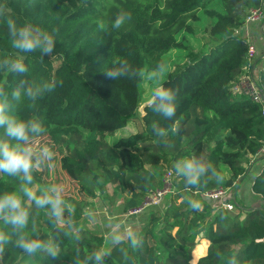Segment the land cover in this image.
I'll use <instances>...</instances> for the list:
<instances>
[{
    "label": "trees",
    "instance_id": "obj_1",
    "mask_svg": "<svg viewBox=\"0 0 264 264\" xmlns=\"http://www.w3.org/2000/svg\"><path fill=\"white\" fill-rule=\"evenodd\" d=\"M263 1L0 0V102L7 103L8 115L41 125L44 131L30 133V140L50 134L52 145L70 147L60 158V168L82 196H61L64 210L58 222L50 206L38 207L24 196L21 177L0 172V196L16 193L29 214L23 229L0 215V232L7 237L0 264H97L94 254L101 249L105 254L100 264H190L199 234L207 248L195 264H264V207L243 212L240 220L242 211L213 212L195 194L231 188L263 144L259 107L229 90L247 61L246 39L234 32L238 17L244 9H262ZM217 3L222 11L211 7ZM121 12L130 18L114 28ZM199 14L211 21L207 33L218 42L199 52L187 51L184 63L163 80L165 87L178 90L175 116L165 117L145 104L140 131L105 141L136 116L144 71L164 64L171 51L186 50L181 35L206 32L199 26ZM9 17L18 27L31 24L52 35V53L14 49ZM8 59L21 61L26 71L3 66ZM121 66L124 76H106ZM260 75L264 84V70ZM29 88L40 90L34 101L26 95ZM210 134L217 141L207 149L203 139ZM0 141L15 143L4 128ZM192 157L211 165L197 186L187 185L175 168L178 161ZM164 166L174 172L175 195L168 205L143 210L137 233L105 239L98 225L79 228L86 221L83 212H94L98 198L110 200V206L124 196L121 205L114 206L120 217L140 207L149 189L161 187ZM32 176L33 185L48 189L38 171ZM108 185L113 188L110 196ZM250 190L264 203V169L254 175ZM189 199L199 201L201 209L192 208ZM76 224L79 229L70 228ZM21 240L50 242L57 255L43 248L29 253L19 246Z\"/></svg>",
    "mask_w": 264,
    "mask_h": 264
},
{
    "label": "clouds",
    "instance_id": "obj_2",
    "mask_svg": "<svg viewBox=\"0 0 264 264\" xmlns=\"http://www.w3.org/2000/svg\"><path fill=\"white\" fill-rule=\"evenodd\" d=\"M130 18L127 13L121 12L117 15L113 27L119 28L126 19ZM8 32L12 38V47L20 52H33L39 50L42 54H50L54 48V38L48 32L39 27H33L31 24L17 26L16 20L9 17L6 21ZM99 27L103 30L104 23L100 22ZM3 66H7L11 71L23 73L26 71L25 65L19 60H5ZM126 74V69L113 68L106 72V76L111 79H118ZM168 74L167 65L159 63L155 69L148 73L150 80L157 81L148 100V105L153 106L154 110L163 116L171 118L175 116L177 110V92L178 90L169 89L164 86L163 80ZM39 89L31 88L26 90V95L31 100H35L39 93ZM2 92V89H0ZM13 97L18 99L19 93L14 92ZM8 105L6 102H0V128H4L5 134L15 143L0 141V172L9 176H19L24 181L22 192L29 201L35 202L36 206L43 208L50 206L52 215L60 222L63 213L64 201L60 196V191L55 187L43 189L40 185H33L32 172L40 167L43 160H51L54 153L47 147L39 150L34 158V152L30 146V133H40L44 131L41 125L34 121L25 122L8 115ZM178 174L186 178L187 185L197 186L200 178L205 172L211 168L210 164H205L196 157L184 158L175 165ZM40 193L39 195L37 193ZM189 204L196 210L201 209L199 201L189 199ZM71 211V207L69 206ZM0 215L6 218V222H10L18 229H23L28 223V211L23 207L20 197L16 193H6L0 196ZM7 239L0 232V250H2L3 242ZM133 244L137 241L133 238ZM20 247L25 251L32 253L37 249L43 248L53 257L57 255L56 248L49 242L41 241L25 242L18 241ZM105 253L101 249L94 256L97 264H100Z\"/></svg>",
    "mask_w": 264,
    "mask_h": 264
},
{
    "label": "rangeland",
    "instance_id": "obj_3",
    "mask_svg": "<svg viewBox=\"0 0 264 264\" xmlns=\"http://www.w3.org/2000/svg\"><path fill=\"white\" fill-rule=\"evenodd\" d=\"M211 7L215 8L219 11H222V8H221L220 4H218V3L211 5ZM248 11L249 10L244 9L242 12L243 15L242 16L240 15L238 17L237 26L234 28L235 34L243 35V31L245 28V19H246ZM261 11H263V10H261ZM199 15L201 16L199 26L202 28H205L206 32H204V33L198 32L197 34H183L179 37L180 39L182 38L183 45L186 47V50H184V51L183 50L171 51L166 56H164L163 60H164V64L167 65L168 74L172 73L178 66H180L184 63L185 54L187 51L199 52L204 46L208 47V46L214 45L215 43L218 42V40L216 38L210 37L209 34L207 33V29L209 28L211 21L204 18L202 14H199ZM254 24L259 25L260 28L264 27V19L254 23ZM198 29H200V28H198ZM259 31L261 33V30H259ZM57 63L58 62L55 61V65ZM149 72L150 71H144V74L142 76V81L138 86V92H139V96H140V104L137 108L136 116L130 119V121L128 122L127 126L124 129L116 131L115 133H111V134L106 135L105 141H107L108 143H113L117 138H119L121 136H127L130 134H134V133L141 130V123H140L139 117L142 114V107L145 104H148L147 102L151 96L152 90L157 83V81L149 79V77H148ZM242 72L243 73H241V76L248 73L247 70L242 71ZM235 98L238 99L239 97L237 96ZM216 141H217V136L215 134H210L203 139V142L208 146L207 149L212 147L216 143ZM29 143L33 149L34 158L39 153V150L45 146H47L54 153L51 160H43L40 167L35 169L40 174L41 179L44 182V184L46 185V187L49 189V188L55 186L60 191V196H73V197H77V198H82V196L77 191L75 182L72 181L65 174V172L60 168V158H61V156L70 153V147H68L67 144H65V143H62L59 145H52V142L50 139V134H43V135H40L38 137H35V138L31 139ZM207 149L204 150V154L207 152ZM164 171H165V173L168 171L171 173H174L173 170L169 169L167 166H164ZM247 174H249L248 170H247V172L244 173V175H242L244 177L241 176L242 178L239 181V184H238L239 186H237V189H236V195H237V199L239 201V208L241 205L244 210L248 206H251L252 202L255 201L254 197L252 196V194L250 192L251 190L249 187V181L252 178V175H247ZM245 175H247V176H245ZM112 193H113V188L110 185H108L107 186V195L110 196ZM172 198L173 197H167L162 202H164V205H168V203L170 202V200ZM123 199H125L124 196L117 198L114 201L115 202L114 205H110V206H112V208L109 210L108 207H110V206L108 204H109L110 200L102 202V200L98 198L95 201H93V203H94L93 206L95 208L94 209L92 207L94 209L93 213H96V212L98 213V212L103 211L107 215V218H105L106 219L105 225H107L106 227H114L113 225L115 224V222L121 221L120 215H117V213L114 211V206L121 205V202L123 201ZM28 202L29 201H27V203ZM259 210H260V208H259ZM116 211H117V209H116ZM229 211L232 214H239L241 212V210H233V211L229 210ZM88 212H89V210L86 209L83 213L86 214ZM242 213H243V211H242ZM244 216L241 214L240 220H242L244 218ZM126 217H128V216H125V218ZM133 217L138 218V215L133 216ZM138 223H139V221H138ZM115 225L116 226L114 228L118 229V230H116V232L114 233V236L117 237L118 235H121L124 232L120 231L119 228H116V227H119V226H117L118 223ZM80 227H84V224L79 223V228ZM70 228L75 229V230L79 229L78 224L70 226ZM101 229L104 231V233H106V232L108 233V235H107V237H108L109 236V230H106L107 228H105L103 225L101 226ZM136 229L137 228L131 229L130 232L132 234H134V232H135L134 230H136ZM111 230H113V229L111 228ZM126 238L127 237H125V239ZM196 241H197V246L191 252V260L189 262L190 264H195L197 262L200 255L203 253L202 252V250H203L202 244L204 245L206 243V241L201 237V234H199ZM197 248H200V250H198V252H196Z\"/></svg>",
    "mask_w": 264,
    "mask_h": 264
},
{
    "label": "built area",
    "instance_id": "obj_4",
    "mask_svg": "<svg viewBox=\"0 0 264 264\" xmlns=\"http://www.w3.org/2000/svg\"><path fill=\"white\" fill-rule=\"evenodd\" d=\"M262 9H250L247 13L245 24L256 23L264 19V11ZM262 39L264 42V27L260 28ZM257 58L264 61V52H257L255 47L248 44L247 47V62H253ZM256 66V65H254ZM261 69L252 67L247 70V74L240 76L230 87L229 90L233 95H241L248 98V100L259 107L260 116L264 121V84L260 75ZM248 172L259 173L264 169V140L261 148L258 152L251 157L250 162L245 165ZM223 189L218 188L216 190L207 191L204 193L195 194L200 196V200L209 205L215 211L219 209H225L227 211L240 210L239 201L234 187ZM175 177L171 172H166L162 178V185L160 188L149 189L144 197L143 204L135 209L127 211L125 216L133 217L139 215L143 210L149 207H156L162 203L167 197H173L175 195Z\"/></svg>",
    "mask_w": 264,
    "mask_h": 264
},
{
    "label": "crops",
    "instance_id": "obj_5",
    "mask_svg": "<svg viewBox=\"0 0 264 264\" xmlns=\"http://www.w3.org/2000/svg\"><path fill=\"white\" fill-rule=\"evenodd\" d=\"M262 10L264 11V1H263V4H262ZM259 30H260L259 25H256L254 23L245 24V28H244L243 35H242L246 39L247 44L253 45L258 53L259 52H264V42H263V39H262V36H261V33H260ZM254 65H256V66H254ZM252 67H257L258 69H261L260 71H262V70H264V61L263 60H259V58H257L253 62H247L246 61V64H244L243 67H242V71H246L248 69H252ZM255 174H256V172H249V174H247V175H252V178L249 181V187L251 186V183L253 181V177H254ZM247 175H245V176H247ZM238 184H239V181L237 182V185L234 187L235 192H236L237 186H239ZM251 194L254 197L255 201H253L252 205L248 206L245 210L240 205V210L241 211H243V212L256 211L259 208L261 209V208L264 207L263 201L257 195L253 194L252 192H251ZM108 208L110 210L112 208V206H110ZM213 212H215V209H213ZM242 215L244 216V213H242ZM84 218H85L84 220H86L85 224H84V227H86L88 229L89 228H94V225L95 226L98 225L100 227V229H101L102 225L105 228H107L106 230H109V236L107 237V235H108L107 232L106 233L103 232L105 239L113 236L114 233L116 232V230H118V229L114 228L116 226L115 224H117V223H118L117 226H119V227H116V228H119L120 231L124 232L123 234L118 235V237H121L123 239H125V237H127L130 234L131 225L133 227L135 226V228L137 226L136 233L138 232L139 227H140V224L138 223L139 219L137 217L136 218H134V217H130V218L126 217L125 218L124 215L123 216L121 215V217H120L121 221L120 222H115V224L113 225L114 227H106L107 225H105L106 224V219L105 218H107V215L103 211L98 212V213L97 212L96 213L88 212V213L84 214ZM131 219H132V221H130ZM111 228L113 230H111ZM202 248H203V250H202L203 253L200 256H202L205 253L206 248H207V242L204 245L202 244Z\"/></svg>",
    "mask_w": 264,
    "mask_h": 264
}]
</instances>
